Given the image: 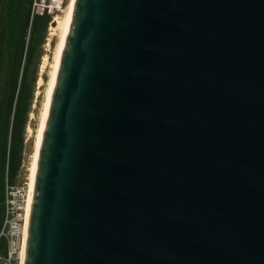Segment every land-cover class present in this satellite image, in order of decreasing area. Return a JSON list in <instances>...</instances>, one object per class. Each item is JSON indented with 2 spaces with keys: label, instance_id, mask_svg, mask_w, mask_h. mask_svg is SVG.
<instances>
[{
  "label": "water",
  "instance_id": "obj_1",
  "mask_svg": "<svg viewBox=\"0 0 264 264\" xmlns=\"http://www.w3.org/2000/svg\"><path fill=\"white\" fill-rule=\"evenodd\" d=\"M23 264H264V0H76Z\"/></svg>",
  "mask_w": 264,
  "mask_h": 264
},
{
  "label": "trees",
  "instance_id": "obj_2",
  "mask_svg": "<svg viewBox=\"0 0 264 264\" xmlns=\"http://www.w3.org/2000/svg\"><path fill=\"white\" fill-rule=\"evenodd\" d=\"M33 1L0 0L1 181L6 172L13 180L23 163L43 45L53 20L50 16H33ZM0 253H4L2 243Z\"/></svg>",
  "mask_w": 264,
  "mask_h": 264
},
{
  "label": "rangeland",
  "instance_id": "obj_3",
  "mask_svg": "<svg viewBox=\"0 0 264 264\" xmlns=\"http://www.w3.org/2000/svg\"><path fill=\"white\" fill-rule=\"evenodd\" d=\"M70 0H65L63 9L57 13L56 18H62L65 15V12L67 10V7L69 5ZM56 18L52 25H50L49 30L47 32V37L45 44L43 45V56L40 60L39 65V71L37 74V84L35 88V97L33 101V105L29 114L28 124L26 128V141H25V150H24V159L22 166L20 167V170L17 174V176L10 181L7 172L4 177V180L2 178V181L0 180V234L3 230V227L5 225L6 219H7V193L6 190H13L16 192L17 190H27L28 191V185L30 180V166L32 161V155L34 152V143L36 140V133L37 129L39 127L40 118L42 115L43 107H44V101L46 97V90L48 81L50 79V74L52 70V64L54 61V56L56 52V47L59 42V36L60 31L57 30V23ZM2 57V53L0 51V59ZM6 198V199H5ZM27 200V197H26ZM25 203V209H26V203ZM26 211V210H25ZM25 211H19V219L20 224L22 226L23 232V226H24V215ZM11 217L17 216V212L14 213V215H10ZM11 219V218H10ZM6 239L1 238L0 243H2V249L4 252L7 250V244ZM21 246H22V240H21Z\"/></svg>",
  "mask_w": 264,
  "mask_h": 264
},
{
  "label": "built area",
  "instance_id": "obj_4",
  "mask_svg": "<svg viewBox=\"0 0 264 264\" xmlns=\"http://www.w3.org/2000/svg\"><path fill=\"white\" fill-rule=\"evenodd\" d=\"M65 0H34L32 5V15L50 16L52 23L58 16L57 13L63 9ZM7 193V219L3 230L0 234V239L5 238L7 251L0 253V264H21V251L23 246L24 232L19 219V211H25V203L27 190H6ZM17 212V216L11 217ZM11 218V219H10ZM24 227V226H23ZM22 240V246H21Z\"/></svg>",
  "mask_w": 264,
  "mask_h": 264
},
{
  "label": "bare ground",
  "instance_id": "obj_5",
  "mask_svg": "<svg viewBox=\"0 0 264 264\" xmlns=\"http://www.w3.org/2000/svg\"><path fill=\"white\" fill-rule=\"evenodd\" d=\"M75 1L76 0H70L67 10L65 12V15L62 18H56V22H55L58 25L56 29L60 31V36H59V42L56 47L54 61L52 64L50 79L47 85L44 107H43L42 115L40 118L39 127L36 133V140L34 143L35 144L34 152L32 155V161H31V166H30V180H29L28 191L26 195L27 203H26V209H25L26 211L24 215V228H23L24 239H23V246H22V251H21V264L24 263V258H25L24 257L25 256V242H26V235H27V228H28V219H29L30 207H31V202H32L34 179H35V173H36V168H37V159L39 155L40 144L42 140L45 123L48 117V112H49V108H50V104H51V100H52V96L54 92V87L56 84V78H57V74H58V70L60 66V60H61L62 52L65 46Z\"/></svg>",
  "mask_w": 264,
  "mask_h": 264
}]
</instances>
